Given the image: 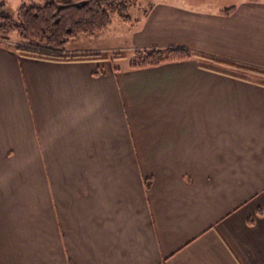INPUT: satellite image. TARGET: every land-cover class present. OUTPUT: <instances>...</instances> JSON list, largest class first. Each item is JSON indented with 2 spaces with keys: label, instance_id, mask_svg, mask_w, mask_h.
<instances>
[{
  "label": "crops",
  "instance_id": "0c3cea01",
  "mask_svg": "<svg viewBox=\"0 0 264 264\" xmlns=\"http://www.w3.org/2000/svg\"><path fill=\"white\" fill-rule=\"evenodd\" d=\"M158 3L125 45L66 54L184 48L264 77V0ZM114 65L0 45V264H264V82Z\"/></svg>",
  "mask_w": 264,
  "mask_h": 264
},
{
  "label": "trees",
  "instance_id": "16d2710c",
  "mask_svg": "<svg viewBox=\"0 0 264 264\" xmlns=\"http://www.w3.org/2000/svg\"><path fill=\"white\" fill-rule=\"evenodd\" d=\"M32 1L23 0L28 3ZM136 2L137 0H48L42 6L22 4L17 9V22L8 17L5 6L0 4V45L10 47L20 57L49 62H113L123 59L125 56L120 53L69 55L66 54V45L71 39L93 37L102 33L110 26L113 17L130 23L128 13L136 6ZM130 56L127 70L149 69L190 60H196L201 68L212 70L206 63H217L184 48L134 50ZM227 66L239 68L230 64ZM113 70L119 72L121 68L114 65ZM94 75L99 73L95 72ZM148 186L149 183L146 187ZM248 223L253 224V220Z\"/></svg>",
  "mask_w": 264,
  "mask_h": 264
},
{
  "label": "rangeland",
  "instance_id": "374dc122",
  "mask_svg": "<svg viewBox=\"0 0 264 264\" xmlns=\"http://www.w3.org/2000/svg\"><path fill=\"white\" fill-rule=\"evenodd\" d=\"M160 0H137L136 6L130 9L128 16L131 19H137V17H140L144 11L149 10L150 7L155 6L159 4ZM214 4H220L224 6L232 5L238 2L239 0H211ZM48 0H33L31 3L23 2V0H0V4H3L5 6L6 14L10 19L17 22V9L22 5L25 4L26 6L30 5H37L42 6L44 5ZM212 4V3H211ZM127 23L119 21L116 17L112 18V23L110 26L100 33L99 35L96 34L93 37H87V36H80L76 39H71L68 44L66 45V49H72L75 47L82 46L84 44L87 45H97V44H126L129 40L132 39L131 30L128 29ZM123 54V53H121ZM71 55V54H69ZM107 55V54H106ZM125 58L115 60V65L117 67H127L129 60H130V54H123ZM209 67L222 70V71H228L233 72L235 74H238L240 76H243L245 78L250 79H258L260 81L264 82V77L257 76L254 74H251L247 72V69L243 68H233L230 66L220 65L219 63L208 61L206 63Z\"/></svg>",
  "mask_w": 264,
  "mask_h": 264
}]
</instances>
